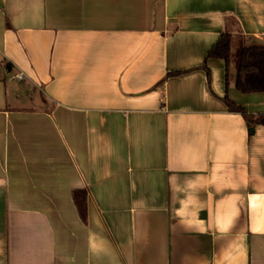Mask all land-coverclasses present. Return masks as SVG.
Returning <instances> with one entry per match:
<instances>
[{
	"label": "crops",
	"instance_id": "crops-1",
	"mask_svg": "<svg viewBox=\"0 0 264 264\" xmlns=\"http://www.w3.org/2000/svg\"><path fill=\"white\" fill-rule=\"evenodd\" d=\"M252 44L264 0H0V264H264Z\"/></svg>",
	"mask_w": 264,
	"mask_h": 264
},
{
	"label": "trees",
	"instance_id": "trees-1",
	"mask_svg": "<svg viewBox=\"0 0 264 264\" xmlns=\"http://www.w3.org/2000/svg\"><path fill=\"white\" fill-rule=\"evenodd\" d=\"M231 54V35L221 34L206 54V58H221L228 62ZM235 86L242 92L264 91V46L252 44L239 51ZM264 123V118L261 120Z\"/></svg>",
	"mask_w": 264,
	"mask_h": 264
},
{
	"label": "built area",
	"instance_id": "built-area-1",
	"mask_svg": "<svg viewBox=\"0 0 264 264\" xmlns=\"http://www.w3.org/2000/svg\"><path fill=\"white\" fill-rule=\"evenodd\" d=\"M14 77L17 78V79H22L23 75H22L21 72H18V73H16V74L14 75Z\"/></svg>",
	"mask_w": 264,
	"mask_h": 264
},
{
	"label": "water",
	"instance_id": "water-1",
	"mask_svg": "<svg viewBox=\"0 0 264 264\" xmlns=\"http://www.w3.org/2000/svg\"><path fill=\"white\" fill-rule=\"evenodd\" d=\"M250 130H252V128H250Z\"/></svg>",
	"mask_w": 264,
	"mask_h": 264
}]
</instances>
